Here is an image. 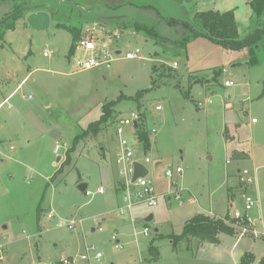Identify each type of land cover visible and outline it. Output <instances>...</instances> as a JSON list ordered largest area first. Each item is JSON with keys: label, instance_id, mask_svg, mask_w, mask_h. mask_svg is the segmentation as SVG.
<instances>
[{"label": "rangeland", "instance_id": "1", "mask_svg": "<svg viewBox=\"0 0 264 264\" xmlns=\"http://www.w3.org/2000/svg\"><path fill=\"white\" fill-rule=\"evenodd\" d=\"M10 1L0 0V104L6 100L0 111V264H56L66 258L71 264H240L245 254L259 264L264 238L238 240L234 232L221 235L218 245L192 239L178 248L171 238L198 213L225 219L243 211L238 169L254 176L250 190L257 204L251 215L258 229L264 226V40L252 53L205 36L177 46L173 41L184 36L168 22L192 23L198 12L231 6L244 41L264 31V13L257 16L248 0H40L54 8L49 27L40 30L28 24L27 13L5 20ZM134 22L155 27L167 39L156 42L123 25ZM60 23L82 27L99 48L106 45L110 63L79 71L75 59L83 53L75 51L73 34ZM137 49L140 58H125ZM106 105L113 117L102 124L98 141L89 128ZM131 112L141 115L140 129L149 137L148 150L138 146V159L152 160L147 179L159 197L157 206L138 205L121 217L119 187L126 180L117 164L115 122ZM134 134L127 127L131 144ZM84 135L82 140L106 148L109 180L94 151H77L70 164H55ZM235 151L249 158L234 159ZM158 161L162 165L155 168ZM177 166L183 174L171 188L165 171ZM82 183L91 196L78 190ZM70 222L72 228L59 226ZM84 255L89 259L82 260Z\"/></svg>", "mask_w": 264, "mask_h": 264}, {"label": "trees", "instance_id": "2", "mask_svg": "<svg viewBox=\"0 0 264 264\" xmlns=\"http://www.w3.org/2000/svg\"><path fill=\"white\" fill-rule=\"evenodd\" d=\"M12 1V2H11ZM13 3L12 12L10 15H7V18H17L21 17V13L32 14L37 11H52L51 5L44 4L42 1L38 0V3L28 4L26 0H11ZM68 2L70 0H67ZM257 16H261L264 13V0H252L249 2ZM39 5L40 8L39 9ZM53 14L55 12L53 11ZM57 18V14H56ZM3 21V25H6V21ZM163 21V19H161ZM164 22V21H163ZM60 26L68 29L74 38V42L78 41L83 36V28L79 27H68L65 24L60 23ZM125 28H133L137 32L142 33L145 37L150 38L156 42L165 41L166 37H163L160 32L155 27H149L142 23H123ZM169 26H179L182 31V35L184 39L182 42L173 41L177 44V46H183V43L186 44L190 39L197 38L199 36H205L209 39L213 40L215 43H221L233 50H241L248 49L251 53L256 49V46L260 45L261 41L264 40V31H260L258 33H254L250 35L246 40L240 41L239 39V30L235 17V10H230L226 12L220 11H206V12H198L195 14L192 23L187 22H177L174 19H170L168 22ZM254 58L253 56L251 59ZM102 118L99 122H96L91 125L89 130L93 132L95 136H97L102 128V124H107V122L113 117L112 110L109 105L104 106L103 108ZM140 139L143 141L145 149L149 148V137L145 131H138ZM87 136V134H86ZM79 136L74 140V145L67 152V158L64 162L65 165L70 164L71 162V153L73 152L76 145L82 140V138L86 137ZM230 136L228 135L227 138ZM234 159L243 160L249 158V155L245 152L235 151L233 154ZM41 214V212H40ZM228 221V222H226ZM233 223L235 220L229 217V214L225 219H215L210 216H206L204 214H197L190 220H188L185 224L183 232L180 236H174L171 238L172 244L174 248H178V245L183 241H191L192 239H196L201 243H209L212 245L220 244L221 235H232L235 230L233 227ZM158 258V253H153V260ZM254 256L251 254H245L241 259L240 264H252L254 262ZM259 264H264V259L260 261Z\"/></svg>", "mask_w": 264, "mask_h": 264}, {"label": "built area", "instance_id": "3", "mask_svg": "<svg viewBox=\"0 0 264 264\" xmlns=\"http://www.w3.org/2000/svg\"><path fill=\"white\" fill-rule=\"evenodd\" d=\"M74 49L75 51L83 53L82 57L75 59V66L81 72L89 71L101 64L108 65L111 61L110 57L107 56L105 53L106 45H103L102 48H99L95 42V38L82 36L78 41L75 42ZM139 54L140 50L137 49L134 52L126 53L125 58L129 60L137 59L140 58ZM43 55L47 58L51 56V54L48 52H44ZM175 66L176 64H174V67ZM232 85V82L225 83V87H230ZM5 105L6 100L0 104V111L5 107ZM156 110L160 111L161 107L157 106ZM140 119L141 115L139 113L131 112L129 116L122 119H118L115 122V134L118 138V149L116 153L117 164L120 166V174L126 180L119 187V189L124 193V205L117 209V216L121 217H126L127 214H129L135 206L146 205L149 208H153L157 206L158 203L159 195L156 193L153 183L147 179L148 174L145 177L138 178L135 182H133L134 164L140 163L147 168V164L152 163V160L148 157L144 158V162H141L138 159L139 152H141V150L138 149V146L144 145L143 141L140 139V136L138 134V131L141 130L139 125ZM135 122L138 123L137 129L134 128ZM127 127H131L133 130H135L134 136L136 137V144H131L128 138L126 137ZM60 150L61 145L57 144L55 154L58 155ZM154 163L156 164V162ZM157 168H159V166ZM182 174L183 169L180 166L169 168L165 171L166 178L171 181V188L178 185V178L181 177ZM237 177L238 182L244 192V208L242 212L235 211L234 216L230 218L235 220V223H233L232 225L234 227L235 233L239 235L238 240L245 237L246 235H250L254 239L264 238V226H262L261 229H258V219L254 218L251 215V212L254 210L257 204L250 190L251 187L254 186V176L247 169H244L238 171ZM103 191L104 189L102 187L98 189L99 193H102ZM86 195L91 196L92 193L87 191ZM177 199L180 198L177 197ZM48 218H54L53 212L49 213ZM74 224V222H70L66 225L63 224L59 226H69L70 228H72ZM99 231L101 232L103 231V229L100 227ZM142 234L144 236H148V229L145 228ZM112 240L117 243V247L123 248L116 236H112ZM99 258H101V254L98 253L97 259ZM87 259H89L88 256H82V260ZM72 262L73 260L71 258H66L60 260L56 264H71Z\"/></svg>", "mask_w": 264, "mask_h": 264}, {"label": "crops", "instance_id": "4", "mask_svg": "<svg viewBox=\"0 0 264 264\" xmlns=\"http://www.w3.org/2000/svg\"><path fill=\"white\" fill-rule=\"evenodd\" d=\"M226 2H228V3H230L231 2V0H226ZM230 10H232V7L230 6L227 10H224V11H222V10H220V9H217V10H215V11H220V12H226V11H230ZM237 15H236V12H235V17H236ZM238 25V24H237ZM30 75V74H29ZM28 75V76H29ZM24 82V81H23ZM21 85V84H20ZM19 85V86H20ZM18 86V87H19ZM100 134V133H99ZM98 136L99 135H97L95 138L98 140ZM87 138L88 137H86V140H87ZM98 141H100V140H98ZM97 141H95V140H91V141H84V140H81L80 141V143H78L77 145H76V147H77V150L75 149V150H73V152L71 153V155L73 154H76V153H78L77 151H79V154H87V153H89V154H91V153H93V151L95 152V153H97L98 155H97V158L98 159H100L101 160V168H102V171H103V173L105 174V176H106V178H107V180H109V178H110V176H111V171L113 170L112 169V166H111V164H110V158H108V154H107V152H106V148L105 147H101V144H100V147L99 148H97V146H96V144L98 143H96ZM56 146L57 145H55V149H56ZM73 146L72 145H69V147L68 148H65V150H66V152H64V155H62V156H58L57 157V159H56V162H55V164H60V163H62L63 161L65 162L66 161V158H67V152L69 151V150H71V148H72ZM78 148H79V150H78ZM64 150V151H65ZM239 152V151H238ZM54 154H55V150H54ZM56 155V154H55ZM93 155V154H92ZM61 158V160H60V162H58L57 160H58V158ZM64 162H63V164H64ZM162 165V162H160V161H158V162H156V164H155V168H157L158 166L160 167ZM62 167L63 166H61L60 167V170L58 171V172H60L61 170H62ZM58 169V168H57ZM239 170H241V169H238V171ZM238 171L236 172V176H237V173H238ZM57 176V175H56ZM55 176V177H56ZM88 185V184H87ZM99 188H101V187H99ZM98 188V189H99ZM239 190H240V192H241V194L243 195V190H242V187L241 186H239ZM87 191H88V189H87ZM98 191V190H97ZM118 191H120V190H118ZM119 208V207H118ZM51 212H53V214H54V211L52 210ZM198 214H202V213H198ZM204 215H206V216H210V217H214L213 216V213H212V211H209L207 214H204ZM214 218H216V217H214ZM95 230V229H94ZM93 230V231H94Z\"/></svg>", "mask_w": 264, "mask_h": 264}, {"label": "water", "instance_id": "5", "mask_svg": "<svg viewBox=\"0 0 264 264\" xmlns=\"http://www.w3.org/2000/svg\"><path fill=\"white\" fill-rule=\"evenodd\" d=\"M252 0H248V2H251ZM41 9V8H39ZM116 18H110V17H103L102 20L103 21H111L114 20ZM27 22L28 24L34 28V29H40V30H45L49 27L50 25V15L48 14V12L45 11H37L35 13H32L28 16L27 18ZM117 54H121V52H117ZM153 120V119H152ZM134 128L137 129L138 128V123L135 122L134 123ZM61 158H58V162H60ZM148 174V169L143 166L140 163H135L134 164V175H133V182L136 181V179L141 178V177H145ZM88 189V185L86 183H82L78 186V190H80L81 192H87ZM153 219V216H150L149 218H147V221H151ZM155 233H158V229L154 230Z\"/></svg>", "mask_w": 264, "mask_h": 264}]
</instances>
